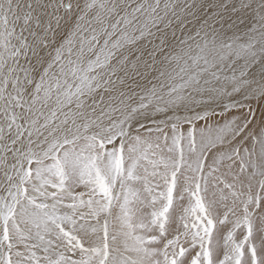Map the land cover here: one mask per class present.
<instances>
[{
  "label": "snow or ice",
  "instance_id": "1",
  "mask_svg": "<svg viewBox=\"0 0 264 264\" xmlns=\"http://www.w3.org/2000/svg\"><path fill=\"white\" fill-rule=\"evenodd\" d=\"M0 264H264V0H0Z\"/></svg>",
  "mask_w": 264,
  "mask_h": 264
}]
</instances>
